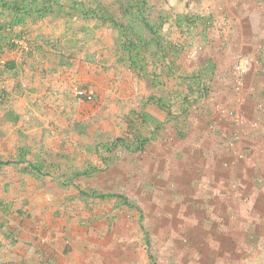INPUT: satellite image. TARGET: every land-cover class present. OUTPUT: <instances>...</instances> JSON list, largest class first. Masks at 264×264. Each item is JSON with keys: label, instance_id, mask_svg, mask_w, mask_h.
<instances>
[{"label": "rangeland", "instance_id": "rangeland-1", "mask_svg": "<svg viewBox=\"0 0 264 264\" xmlns=\"http://www.w3.org/2000/svg\"><path fill=\"white\" fill-rule=\"evenodd\" d=\"M73 1L62 0L61 13L0 30V159L27 144L34 150L30 160L40 154L69 164L62 171L51 165L49 175L38 178L23 166L1 169L0 264H264L263 201L254 211L257 199L247 197L246 209L239 213V236L227 230L221 234L239 237L234 247L241 251L224 254L228 237L222 244L209 243L216 229L203 230L193 221L198 204L188 176L162 178L160 166L168 161L164 153L177 146L171 123L145 151L116 148L106 171L76 177L73 185L60 184L58 178L71 175L73 168L100 162L92 136L83 133L85 125L92 127L97 143H104L126 133L130 112L143 110L166 121L165 112L144 101L155 93L177 100L180 108L182 96L176 91L185 88L172 75H162L160 80H168L164 86L149 88L124 59L117 30L81 19L70 11ZM216 1L149 0L146 15L155 22L163 16L162 34L182 46L179 74L201 70L213 87L215 81L234 80L240 62L245 73L255 63V73L264 74L263 0H251L250 13L242 16L249 26L243 34L248 44L236 55L226 54L227 47L238 43L234 27L221 21L229 18L227 6ZM0 15L3 23L7 15ZM79 89L87 95H79ZM259 92L262 99L264 88ZM9 110L20 115L18 122L5 120ZM193 114L187 133H181L189 139H194ZM260 117L264 119L260 114L255 121ZM82 191L122 194L132 206L117 203L116 197H85Z\"/></svg>", "mask_w": 264, "mask_h": 264}, {"label": "trees", "instance_id": "trees-1", "mask_svg": "<svg viewBox=\"0 0 264 264\" xmlns=\"http://www.w3.org/2000/svg\"><path fill=\"white\" fill-rule=\"evenodd\" d=\"M259 3L261 4L260 1ZM149 5V0H74L70 11L78 13L81 19L97 20L115 28L117 30V42L123 50L124 59L129 62L133 70L147 80L149 88L158 89L164 86L168 80L166 82H164L165 80H160L162 75L169 78L171 75L176 77L178 82L185 86L184 91H176L182 96L180 99L181 107L178 108L177 100L168 99L165 95L152 93L144 101L143 105L153 104L158 107L167 114L166 121L159 120L143 110L142 113L130 112L126 120V133L104 143H97L95 137H93L95 134L92 127L89 124L85 125L83 133L92 136L94 141L93 148L95 147L100 162L91 164L83 170L73 168L72 174L67 176L68 178H58L60 184L64 186L73 185L76 177H90L106 171L110 166V158L116 148H122L127 152L145 151L148 146L152 145L162 135L166 129L167 122L171 123L168 127L173 128L177 133H182L191 126L190 115L193 113V115L199 114V110L202 107L200 106L201 102L213 92V84L206 81L205 75L200 72L201 70L192 73H178L177 56L181 53L182 46L179 43L167 40L162 34V26L165 21L163 16L160 15L157 22L149 19L146 15ZM64 9L62 0H0V13L7 15L3 23L0 21V30L6 27L14 28L16 25L24 24L32 18H44L48 15L61 13ZM260 14L262 15V13ZM209 17L212 18V16ZM150 62L153 64L151 68L149 67ZM169 93L170 91H168ZM170 98H173L172 95ZM257 108L260 110L261 115H264V95L262 99H259ZM223 117L231 125H235L227 116ZM19 119L20 115L12 110L6 113V121L16 123ZM2 121H4V118ZM263 124L264 121L262 122ZM260 126L261 123L259 121L257 126L251 125V128L258 129ZM22 127H24V124H22ZM0 135H2L1 130ZM102 150L109 153L108 156L101 153ZM33 152V148L27 144L18 145L16 152L10 154V158L0 159V171L4 166H23L22 169L25 172L38 178L43 175H49L48 168L51 165L56 171L65 170V166L69 165L61 161L48 160L46 156L40 154H36L35 159L30 160L28 156ZM81 194L85 197L102 199L116 197L117 203L132 206L128 197L122 194L99 191H82ZM133 205L141 212L139 206L135 205V203ZM0 227H3L1 223ZM9 235L6 233V236ZM146 239L147 243H149L150 239L148 236H146ZM151 258L153 259L154 257L151 256Z\"/></svg>", "mask_w": 264, "mask_h": 264}, {"label": "crops", "instance_id": "crops-1", "mask_svg": "<svg viewBox=\"0 0 264 264\" xmlns=\"http://www.w3.org/2000/svg\"><path fill=\"white\" fill-rule=\"evenodd\" d=\"M221 1L227 6L226 15L229 17L221 21L223 24L227 23L230 28L234 27L236 39L238 38V41L235 39V43L239 44L234 46L233 43L227 47L226 54H241V47L248 44L245 43L243 34L249 32L247 18L242 16H248L250 5L253 3L251 0ZM212 2L218 3L216 0ZM261 16L264 19V14ZM246 52L248 47L244 50V53ZM254 66L255 63L244 74L239 91L230 88V85L236 86V78L215 81L213 88L215 95L211 93L207 99H204L203 102L206 104L202 105L199 114L192 116L195 124L190 132L194 134V139H189L188 136L185 137L169 127L175 132L177 146L173 148V153H164L165 161H168L164 167L160 166L162 178L164 176L170 178L173 174L176 177L181 174L184 178L188 176V180L192 183V194L198 204L193 210V221L203 230L216 229L211 231L212 236H208L209 243L222 244L228 237V243H224L228 244V249L223 251L224 254L226 251H234V245L241 242L239 237L221 234L227 230L228 233L239 236L236 235L242 225L239 213L246 209L247 197H251L252 200L257 199L256 203L254 202V211L258 210L259 202L264 203L263 120L258 119L261 123L258 129H252L251 126L242 129L225 120L223 117L225 115L219 109V107L236 108L246 114L249 120H256L259 117L261 112L257 104L259 90L264 88V74L255 73ZM228 69L226 66L225 73L229 72ZM185 131L187 133V130L183 132ZM229 139L236 140L234 148L229 147ZM233 239L237 240L233 243ZM237 248L235 251H241L240 246Z\"/></svg>", "mask_w": 264, "mask_h": 264}, {"label": "built area", "instance_id": "built-area-1", "mask_svg": "<svg viewBox=\"0 0 264 264\" xmlns=\"http://www.w3.org/2000/svg\"><path fill=\"white\" fill-rule=\"evenodd\" d=\"M242 63H239L236 65V77L238 80L236 90L239 91L241 89V80L245 74V67H243ZM77 93L81 96L87 95L85 90L79 89L77 90ZM91 95H88V98H91ZM220 110H222L223 115L227 116L236 126L241 127L242 129L247 127V126H257L259 124L258 121H253L249 120L247 116L240 110L236 108H224V107H219ZM236 143L235 139H229L228 145L230 148H234Z\"/></svg>", "mask_w": 264, "mask_h": 264}, {"label": "clouds", "instance_id": "clouds-1", "mask_svg": "<svg viewBox=\"0 0 264 264\" xmlns=\"http://www.w3.org/2000/svg\"><path fill=\"white\" fill-rule=\"evenodd\" d=\"M241 63V62H240ZM235 78H236V80H237V77H236V73H235ZM242 80H243V78H242ZM241 80V81H242ZM237 83H238V80L236 81ZM241 84H242V82H241ZM236 86H237V84H236ZM236 86L234 87V89L236 90ZM225 108V107H224ZM226 108H228V107H226ZM231 108V107H230ZM246 115V114H245ZM247 116V115H246ZM248 118V117H247ZM249 119V118H248ZM254 121V120H253Z\"/></svg>", "mask_w": 264, "mask_h": 264}]
</instances>
